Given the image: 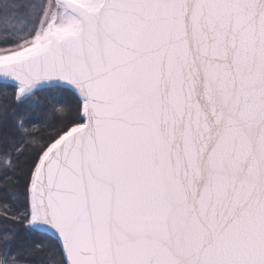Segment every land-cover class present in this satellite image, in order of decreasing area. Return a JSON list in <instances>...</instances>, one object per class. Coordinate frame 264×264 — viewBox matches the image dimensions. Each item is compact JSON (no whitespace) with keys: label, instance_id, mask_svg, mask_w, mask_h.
Returning a JSON list of instances; mask_svg holds the SVG:
<instances>
[{"label":"snow or ice","instance_id":"snow-or-ice-1","mask_svg":"<svg viewBox=\"0 0 264 264\" xmlns=\"http://www.w3.org/2000/svg\"><path fill=\"white\" fill-rule=\"evenodd\" d=\"M0 82V264H264V0H3Z\"/></svg>","mask_w":264,"mask_h":264},{"label":"trees","instance_id":"trees-1","mask_svg":"<svg viewBox=\"0 0 264 264\" xmlns=\"http://www.w3.org/2000/svg\"><path fill=\"white\" fill-rule=\"evenodd\" d=\"M2 2L3 0H0V3ZM16 92H17L16 89L12 88L11 86H5L3 82H0V104H6L8 106L9 113L13 112L14 110L20 107V105L16 104L15 101L13 100V94ZM39 98L45 107H48L51 103H54V101H50L47 94H39ZM51 123L53 125H58V121H56L55 119H53ZM47 134H48L47 132L41 133V135L43 136H47ZM8 163H18L19 166L23 168L26 172L28 169L30 160L28 157H24V158H21L19 161H15V160L9 161L3 156V153L0 152V168L4 167ZM15 174L18 176H21V180L19 181V183L22 185L23 184L22 177L24 173L17 172ZM21 237L22 239L26 238L29 240L42 239L41 236L26 237V234L24 232H21Z\"/></svg>","mask_w":264,"mask_h":264}]
</instances>
